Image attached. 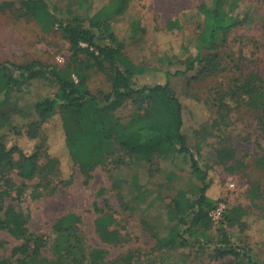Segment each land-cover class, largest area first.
I'll return each instance as SVG.
<instances>
[{
  "label": "rangeland",
  "instance_id": "rangeland-1",
  "mask_svg": "<svg viewBox=\"0 0 264 264\" xmlns=\"http://www.w3.org/2000/svg\"><path fill=\"white\" fill-rule=\"evenodd\" d=\"M211 2L129 0L127 11L113 23L117 36L124 42L122 53L131 64L148 69L149 78L157 82L166 70L174 73L183 69L181 63L190 53L179 46L182 44L188 49L194 46L202 24L198 7ZM66 4V0H58L55 5L63 20H67L63 15ZM237 15L241 19L240 25L221 33L214 48L203 54L206 60L214 59V67L204 62L197 71L171 76L170 93L182 104L183 132L198 166L211 168L208 196L224 206V213L239 207L256 209L260 214L264 212V200L251 193L264 181V172L256 165L264 155V127L259 116L243 102L224 120L220 118L217 105L221 95L245 76L256 74L264 82V0H244L239 4ZM135 20L140 21L143 32L132 37L128 25ZM169 21L178 22L181 28L167 31ZM70 58L69 44L58 28L43 34L39 25L25 13L20 1L0 0V63L8 61L22 65L36 61L63 68ZM109 90L110 83L104 72L91 76L89 91L93 96L100 99ZM56 91L55 86L44 80L18 85L0 105V123L4 124L0 136H8L12 142L31 148L34 142L24 143L10 135V131L35 122V103L52 97ZM226 100L231 103L228 98ZM145 101L139 97L126 98L119 107L106 109L105 122L126 124L144 110ZM59 113L64 118L63 123ZM59 113L49 121L43 134H47L51 144L56 146L49 145L50 150L63 147L64 131L72 136L78 130L75 125L77 115L65 111ZM213 122H216L214 129L210 128ZM223 141L236 150V159L244 164L241 172L228 174L214 166L215 150ZM197 144L201 147L199 155L195 152ZM106 151L107 155L92 173L88 184L74 167L71 183L59 187L55 193L33 199L31 189H24L20 209L27 219L28 229L48 239L45 258H52L54 223L68 214H75L81 219L80 232L86 252L102 250L108 263L131 254L134 256L132 264H227L232 257L218 258L213 250L226 239L228 248L245 250L255 262L263 264L264 220L255 216L246 219L250 224L246 226L227 227L221 221L210 220L209 224L198 225L184 233L188 226L178 224L181 211L172 212L174 202L183 201L186 213L182 217L188 219L190 210L186 205L194 200L201 188L191 173L188 158L176 153L151 160L137 158L121 150L113 141ZM43 161L41 153L40 164ZM8 177L18 187L23 183L13 171ZM31 184L35 182H28ZM8 201L18 205L16 201ZM103 202L115 214L112 229L127 236L124 244H105L95 233V207L103 208ZM173 230L183 233L190 242L198 243L187 248L157 250L154 237H167ZM0 241L3 242L0 256L8 258L18 242L1 231Z\"/></svg>",
  "mask_w": 264,
  "mask_h": 264
},
{
  "label": "trees",
  "instance_id": "trees-1",
  "mask_svg": "<svg viewBox=\"0 0 264 264\" xmlns=\"http://www.w3.org/2000/svg\"><path fill=\"white\" fill-rule=\"evenodd\" d=\"M18 1L43 34H49L55 28L62 32L69 44L71 58L63 68L36 61L22 65L8 61L0 63V105L23 82L44 80L57 90L52 97L35 103V122L10 131V135L24 143L34 142L31 148L12 142L8 136H0V231L18 242L8 258L0 256V264H132L134 256L131 254L108 263L102 250L87 253L80 232L81 219L75 214H68L54 223L50 248L52 258L48 260L44 257V251L49 248L48 239L28 229L27 219L20 209L24 189H31L33 199L55 193L59 187L71 183L74 167L79 170L84 183L88 184L92 173L107 155L110 141L137 158L151 160L168 153L188 158L191 173L201 188L194 200L186 205V209L190 210L188 219L182 217L186 213L183 201L174 202L172 212L181 211L178 224L188 226L184 233L191 232L198 225L209 224L208 214L219 204L207 194L211 187V168L206 166L201 169L187 145L183 132V107L180 100L170 93L169 80L171 76L197 71L204 62L214 67V59L206 60L203 54L214 48L221 33L240 25L237 10L244 0H212L209 5L201 4L198 13L202 24L194 46L190 49L182 44L179 46V49L181 47L190 53L181 63L183 69L174 73L166 70L160 74L159 82L149 78L148 69L131 64L122 53L124 42L117 36L113 23L127 11L129 0H66L63 15L67 20L58 16L55 6L58 0ZM128 28L132 37L143 32L139 20L129 24ZM180 28L176 21L166 23L169 32ZM97 72H104L110 83L108 94L100 99L89 91V80ZM131 97L144 98V110L132 116L126 124L106 123V109L117 108ZM218 102L221 120L243 102L259 116L264 127V82L256 74L240 79L221 95ZM60 111L77 115L75 125L78 130L72 136L64 131L63 147L50 150V146H56L51 144L47 134H43L46 125ZM60 121L64 122L62 116ZM215 126L216 122H213L210 128ZM3 128L4 124L0 123V131ZM219 146L215 150L214 166L228 174L241 172L244 164L236 159V150L224 141ZM200 151L201 147L197 144L195 152L199 155ZM41 153L44 157L42 164ZM256 165L264 172V155ZM11 171L23 181L21 186H16L8 177ZM28 182L35 184L28 185ZM251 195L264 200V181L252 189ZM8 200L16 201L18 205L14 206ZM95 213V233L101 242L119 245L128 240L127 236L112 229L115 214L104 202L103 208L95 207ZM250 216L264 220V212L259 214L256 209L234 207L223 214L221 222L227 227L246 226L250 225L246 221ZM154 238L157 250L187 248L198 243L190 242L177 230L167 237ZM213 250L218 258L231 256L232 260L227 264H259L245 250L228 248L226 239Z\"/></svg>",
  "mask_w": 264,
  "mask_h": 264
},
{
  "label": "built area",
  "instance_id": "built-area-1",
  "mask_svg": "<svg viewBox=\"0 0 264 264\" xmlns=\"http://www.w3.org/2000/svg\"><path fill=\"white\" fill-rule=\"evenodd\" d=\"M224 210V206L222 204H218L214 209L210 210L208 214L210 220L214 223L220 222L222 220Z\"/></svg>",
  "mask_w": 264,
  "mask_h": 264
}]
</instances>
